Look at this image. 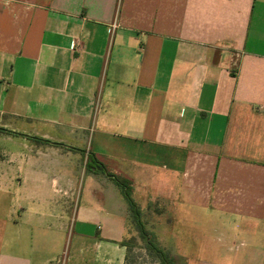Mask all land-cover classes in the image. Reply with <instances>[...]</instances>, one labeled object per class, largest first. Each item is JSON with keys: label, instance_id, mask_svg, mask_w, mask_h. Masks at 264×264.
<instances>
[{"label": "crops", "instance_id": "obj_1", "mask_svg": "<svg viewBox=\"0 0 264 264\" xmlns=\"http://www.w3.org/2000/svg\"><path fill=\"white\" fill-rule=\"evenodd\" d=\"M91 154L264 264V0H0V264H125Z\"/></svg>", "mask_w": 264, "mask_h": 264}, {"label": "rangeland", "instance_id": "obj_2", "mask_svg": "<svg viewBox=\"0 0 264 264\" xmlns=\"http://www.w3.org/2000/svg\"><path fill=\"white\" fill-rule=\"evenodd\" d=\"M86 171L89 172L87 168ZM138 205L145 227L155 235L157 243L174 258L176 264H232V257L223 250L215 221L208 213L190 207L169 210V207L160 204ZM100 223L103 235L117 237L110 233L116 221L101 220ZM125 225L124 241L131 248L133 264H161L147 251L132 214Z\"/></svg>", "mask_w": 264, "mask_h": 264}, {"label": "trees", "instance_id": "obj_3", "mask_svg": "<svg viewBox=\"0 0 264 264\" xmlns=\"http://www.w3.org/2000/svg\"><path fill=\"white\" fill-rule=\"evenodd\" d=\"M1 131L9 133L7 130L1 129ZM41 141H44V140H41ZM44 142H47V141H44ZM87 170L93 173L104 174L116 182V184L121 188L124 194V197L128 201L130 212L133 215V218L135 219V223L138 227L140 237L146 243L147 251L151 253L152 255H154L155 257H157L161 264H176L174 258L171 257L170 254L166 252L157 243L155 235L145 227V224L142 221V214H141L140 207L132 198L130 182L125 178H122L120 176L110 173L106 169L105 165L101 163L94 154L89 155V158L87 161ZM124 245L127 247V255L125 259V264H133L131 248L129 244L126 243L125 241H124Z\"/></svg>", "mask_w": 264, "mask_h": 264}, {"label": "built area", "instance_id": "obj_4", "mask_svg": "<svg viewBox=\"0 0 264 264\" xmlns=\"http://www.w3.org/2000/svg\"><path fill=\"white\" fill-rule=\"evenodd\" d=\"M74 47V46H73Z\"/></svg>", "mask_w": 264, "mask_h": 264}]
</instances>
